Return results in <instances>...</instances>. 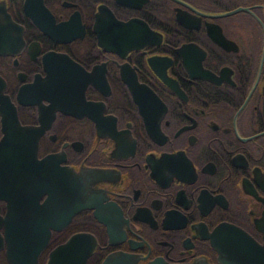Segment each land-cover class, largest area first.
I'll return each mask as SVG.
<instances>
[{
  "label": "flooded vegetation",
  "instance_id": "1",
  "mask_svg": "<svg viewBox=\"0 0 264 264\" xmlns=\"http://www.w3.org/2000/svg\"><path fill=\"white\" fill-rule=\"evenodd\" d=\"M0 77V264H264V0H0Z\"/></svg>",
  "mask_w": 264,
  "mask_h": 264
},
{
  "label": "water",
  "instance_id": "2",
  "mask_svg": "<svg viewBox=\"0 0 264 264\" xmlns=\"http://www.w3.org/2000/svg\"><path fill=\"white\" fill-rule=\"evenodd\" d=\"M4 82L0 77V113H1V136H0V177L5 183H13L18 175L29 173L38 166L36 158V138L39 127L21 124L16 116L13 102L4 93ZM41 161V160H39ZM12 256V253L9 252ZM38 246L27 253V258L35 262ZM10 256V258H11ZM21 258L23 254L19 255ZM138 256L133 253H111L108 254L100 264H136ZM13 259V258H12ZM16 264L17 262L15 259ZM147 264H170L159 258L151 259ZM175 264H200L175 263Z\"/></svg>",
  "mask_w": 264,
  "mask_h": 264
}]
</instances>
